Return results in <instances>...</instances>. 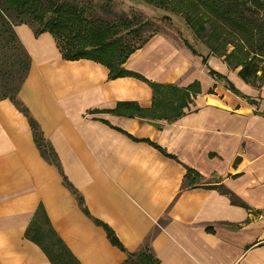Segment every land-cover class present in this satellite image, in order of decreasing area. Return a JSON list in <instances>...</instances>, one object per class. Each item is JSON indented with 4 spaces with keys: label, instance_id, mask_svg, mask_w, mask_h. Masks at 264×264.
Returning a JSON list of instances; mask_svg holds the SVG:
<instances>
[{
    "label": "crops",
    "instance_id": "obj_1",
    "mask_svg": "<svg viewBox=\"0 0 264 264\" xmlns=\"http://www.w3.org/2000/svg\"><path fill=\"white\" fill-rule=\"evenodd\" d=\"M14 30L31 59L19 98L56 162L0 100V264H52L25 236L39 204L81 264H122L145 245L159 264H264V81L161 31L123 63L134 75L110 78L65 59L52 33ZM188 169L197 180L182 189Z\"/></svg>",
    "mask_w": 264,
    "mask_h": 264
},
{
    "label": "trees",
    "instance_id": "obj_2",
    "mask_svg": "<svg viewBox=\"0 0 264 264\" xmlns=\"http://www.w3.org/2000/svg\"><path fill=\"white\" fill-rule=\"evenodd\" d=\"M149 1L164 7L172 3L184 5V9L193 17L190 24L195 26L194 36L200 39L202 44L201 50L198 51L187 41L193 53L204 55L206 58L209 55H217L231 69H238L237 74L245 83L258 87L263 83L264 0ZM92 7L90 9L88 6L89 10H87L83 6L61 0L53 2L49 0H0V100H11L15 107L28 117L37 147L46 159L54 163L56 162L54 152L45 141L40 126L19 98L20 88L30 70L31 59L17 37L14 26L27 23L32 26L36 34L45 31L52 33L65 59L86 58L98 61L107 66L110 78L134 75L121 69L120 65L148 37L138 46L127 43L123 36H121L123 39L118 37L110 40L111 36L117 34L119 23L93 15L95 5ZM50 9L52 14L47 19L43 13L49 12ZM118 21H121L124 26L131 22L123 16ZM137 32L141 34L142 31L138 29ZM229 47L232 49L229 50ZM125 50L128 52L126 53ZM209 72L216 78L226 79L213 69ZM146 81L158 95L163 85ZM168 88L174 90L173 86H168ZM127 104L132 105V103H120V105ZM145 114L157 116L154 111H146ZM196 177L197 175L193 176V171L188 169L182 189L189 187L192 181L197 180ZM207 187L218 189L234 204H242L223 184L207 185ZM76 195L80 206L87 213L83 199L78 194ZM106 231L112 243L122 248L112 231L108 228ZM25 236L42 249L52 264H81L53 227L43 204H39L34 212ZM148 248L147 253L142 254L139 251L129 253L128 258L122 264H151L145 261V258L149 256H152L159 264L151 248L149 246Z\"/></svg>",
    "mask_w": 264,
    "mask_h": 264
},
{
    "label": "rangeland",
    "instance_id": "obj_3",
    "mask_svg": "<svg viewBox=\"0 0 264 264\" xmlns=\"http://www.w3.org/2000/svg\"><path fill=\"white\" fill-rule=\"evenodd\" d=\"M49 1L53 2L54 0ZM61 1H68L72 4L83 6L87 10H89L88 6H90V9H92V6L95 5V9L93 10L95 13H93V15L100 18L102 17L111 22L119 23L117 27V34L115 33L113 36H111L110 40L123 36V38L125 39L124 41H127V43H131L133 46H138L140 43L144 42V39H146L147 37L148 38L147 40H145V42L148 41V39L153 34L161 31L167 33L168 36L172 38H187V41L190 42L193 47H195L198 51L201 50V40L195 38V26L190 24L193 20V17L192 15L190 16V13L184 9V5H176V3H172L171 5L169 4L168 6H165V8L162 5L160 6L156 3H151L149 0ZM171 6L176 7L173 9V7L171 8ZM51 11L52 10L50 9L49 12H44L43 16L48 19L49 17H51ZM121 16H123L124 18L127 17V19L131 21L129 22L130 24L125 26L122 25L121 21H118ZM35 26H37V24ZM138 29L142 31L141 34L137 32ZM123 38L121 37V39ZM231 49L232 48L229 47V50ZM125 51L126 53L128 52V50ZM122 65H120L121 69L123 68ZM114 72H116V70H114ZM148 249V246L145 245L144 247H142V249L139 250V252H141L142 254L143 252L147 253ZM145 261H148L151 264H157L152 256L145 258Z\"/></svg>",
    "mask_w": 264,
    "mask_h": 264
},
{
    "label": "water",
    "instance_id": "obj_4",
    "mask_svg": "<svg viewBox=\"0 0 264 264\" xmlns=\"http://www.w3.org/2000/svg\"><path fill=\"white\" fill-rule=\"evenodd\" d=\"M202 58L204 59V58H205V56H204V55H202Z\"/></svg>",
    "mask_w": 264,
    "mask_h": 264
}]
</instances>
